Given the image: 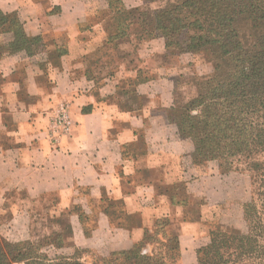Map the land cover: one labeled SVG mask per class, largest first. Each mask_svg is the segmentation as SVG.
Instances as JSON below:
<instances>
[{
  "label": "crops",
  "instance_id": "obj_1",
  "mask_svg": "<svg viewBox=\"0 0 264 264\" xmlns=\"http://www.w3.org/2000/svg\"><path fill=\"white\" fill-rule=\"evenodd\" d=\"M114 1L0 0V224L16 241L65 224L60 251L106 259L137 245L153 254L145 235L163 222L177 264H198L206 223L230 203L228 176L194 165L193 144L169 120L181 70L164 61L162 39L91 74ZM59 107L73 126L54 141Z\"/></svg>",
  "mask_w": 264,
  "mask_h": 264
},
{
  "label": "trees",
  "instance_id": "obj_2",
  "mask_svg": "<svg viewBox=\"0 0 264 264\" xmlns=\"http://www.w3.org/2000/svg\"><path fill=\"white\" fill-rule=\"evenodd\" d=\"M141 1L142 7L132 10L114 1L111 22L116 26L103 49H117V41L124 38L140 41L131 35V27L149 15L154 37L163 40L167 51L174 47L180 54L208 53L212 73L197 97L183 105L173 101L169 120L180 137L193 144L194 165L215 163L220 175L244 173L250 182L249 199L241 204L245 231L223 226L210 230L197 259H204L203 264H264V0ZM225 58L232 59L231 72ZM169 232L172 236L162 234L164 241L157 239L163 242L160 253L149 255L137 245L112 253L101 264H116L114 257L123 258L121 264H177L178 243ZM20 245L0 238V264H82L66 257L50 260L29 244Z\"/></svg>",
  "mask_w": 264,
  "mask_h": 264
},
{
  "label": "rangeland",
  "instance_id": "obj_3",
  "mask_svg": "<svg viewBox=\"0 0 264 264\" xmlns=\"http://www.w3.org/2000/svg\"><path fill=\"white\" fill-rule=\"evenodd\" d=\"M109 23L110 25H106V27L109 31L108 34L111 35L114 32L116 23ZM153 24L154 22L151 17H149V15L142 16L140 18V22L131 27V35H138L139 37H141L140 41L131 40L130 42L124 38L117 41V49L115 50L111 51L103 49L99 53H97V55L93 51L92 54H89V58L92 63L91 65H89V67L93 70H95L96 68L95 72L101 74L102 70H106V62L110 63L109 66H111L114 65L113 61H116V59L120 60L122 59V57L129 60V56L131 55V59L136 58V56L132 54V51L133 53L135 52V46L137 47L143 41L154 38V35L156 33L154 32V28L152 27ZM258 28H260V26ZM247 37L251 38L252 36H246V38ZM248 41H250V39H246V42ZM209 58L210 56L208 53L180 54L179 51L174 47L169 48L168 51L166 50L164 61L170 66L177 67L179 70H181V74H179V77L176 78L177 84L175 88V101L179 105H183L189 100L197 97L199 88L205 81V78L208 77L213 70V65L209 62ZM97 60H99L100 63L95 65L94 63ZM224 63L228 68V71L231 72V70L233 69L232 59L225 58ZM107 69H109V67ZM212 165V169L211 166H209L210 170L215 169L218 172L216 164L212 163ZM203 169H205V166H203ZM206 170L207 168L203 171L205 172ZM227 176V191L231 197L230 203L228 205H224L221 208H216L215 213L213 214V220L209 221L206 224L209 231L215 229L218 226H223L225 229H235L244 232L246 229V224L243 221L242 205L239 206V204H243L249 199V178L244 173H232ZM5 229L6 226L0 224V238L5 239L11 244L19 243L21 244V248H26L29 244L34 248L35 252L42 254L47 259L55 260L58 258L66 257L73 258L82 264H101V258L97 257L93 253L90 254L85 250L69 249L67 252L68 254H65L59 250V247L63 243V238H66L69 234V228L65 224L62 225L60 223L57 225H51L50 230L48 231L44 230L41 232H36L35 230L36 233H33L32 231L31 233H29L28 237L25 236V238L19 241H16V238L7 236V231ZM14 234L17 235V233ZM162 234H167V237H169L170 235L172 236V233L169 232V228L163 222L158 223L153 228V230L151 232H148L147 234L149 237L148 243L151 244L153 253H160V251L163 250L160 244L163 242H159L157 240L159 236H162ZM50 241L53 243V246L49 244ZM170 243V246L172 247V242ZM204 261V259H201L200 262L198 261V264H203L205 263ZM112 262L121 264L123 262V258L114 257L112 259Z\"/></svg>",
  "mask_w": 264,
  "mask_h": 264
},
{
  "label": "built area",
  "instance_id": "obj_4",
  "mask_svg": "<svg viewBox=\"0 0 264 264\" xmlns=\"http://www.w3.org/2000/svg\"><path fill=\"white\" fill-rule=\"evenodd\" d=\"M72 126L69 111L65 107H59L51 120L49 138L56 141L60 136L68 134Z\"/></svg>",
  "mask_w": 264,
  "mask_h": 264
}]
</instances>
